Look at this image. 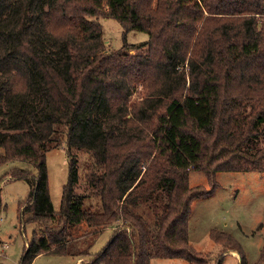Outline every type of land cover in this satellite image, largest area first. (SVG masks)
Segmentation results:
<instances>
[{
    "label": "trees",
    "instance_id": "16d2710c",
    "mask_svg": "<svg viewBox=\"0 0 264 264\" xmlns=\"http://www.w3.org/2000/svg\"><path fill=\"white\" fill-rule=\"evenodd\" d=\"M98 17L145 32L146 52L101 51L87 36ZM140 85L152 93L130 101ZM63 143L68 178L54 210L45 157ZM0 148V165L36 170L11 172L29 184L25 221L43 224L18 264L79 258L109 227L88 264H221L228 250L264 264V246L248 263L216 228L215 260L188 239L191 202L211 194L217 172H264V0H0ZM81 150L88 193L76 191ZM192 171L212 187L190 185Z\"/></svg>",
    "mask_w": 264,
    "mask_h": 264
},
{
    "label": "rangeland",
    "instance_id": "374dc122",
    "mask_svg": "<svg viewBox=\"0 0 264 264\" xmlns=\"http://www.w3.org/2000/svg\"><path fill=\"white\" fill-rule=\"evenodd\" d=\"M91 29L87 36L92 35L100 40L101 51L117 50L124 43L132 45L128 49L131 54L145 53L147 50L144 45L147 34L133 29L124 32L117 19L95 18ZM151 93L152 90L148 86L140 85L131 92L129 98L130 101L140 100ZM73 153L79 176L76 191L88 193L83 184L86 165L92 163V159L86 151H73ZM45 162L49 195L52 207L57 210L62 187L68 178L66 145L63 143L57 148L48 150ZM16 168L36 174L34 166L28 162L13 160L0 165V262L3 264H18L26 239L29 240L31 234L37 236L43 231L42 222L25 221V217L30 215L29 212L23 214L25 206L29 203L30 188L24 178L11 177V172ZM214 179L217 185L211 194L195 198L191 202L188 219L189 242L201 252L202 258L205 254H210L215 260L218 244L210 237V230L216 228L229 233L239 244L247 262L253 263L258 259L260 250L264 246V172L219 171ZM189 184H201L204 188L212 187L204 174L197 171L190 173ZM94 199V197L88 198L87 204L93 203ZM111 233L109 234L106 229L99 232L92 238L89 247L83 248L85 253L79 258L72 255L41 253L33 259L32 264H88L90 256L87 252H98ZM236 261L234 257L225 256L221 264H237ZM150 264L192 263L184 258H152Z\"/></svg>",
    "mask_w": 264,
    "mask_h": 264
},
{
    "label": "crops",
    "instance_id": "0c3cea01",
    "mask_svg": "<svg viewBox=\"0 0 264 264\" xmlns=\"http://www.w3.org/2000/svg\"><path fill=\"white\" fill-rule=\"evenodd\" d=\"M114 227H109V228H106V230L109 231V234L112 232H110V230H113ZM223 255V256H222ZM222 256V260L224 259L225 256H231V257H234L237 261V264H239L240 260L239 259V256H238V253L236 251H233V250H228L226 252H224L223 254H221ZM177 258V257H175Z\"/></svg>",
    "mask_w": 264,
    "mask_h": 264
}]
</instances>
